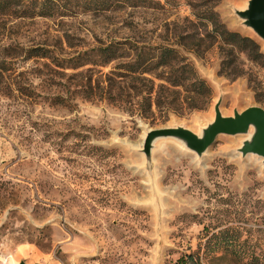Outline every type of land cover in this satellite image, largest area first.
I'll return each mask as SVG.
<instances>
[{
  "label": "rangeland",
  "instance_id": "rangeland-1",
  "mask_svg": "<svg viewBox=\"0 0 264 264\" xmlns=\"http://www.w3.org/2000/svg\"><path fill=\"white\" fill-rule=\"evenodd\" d=\"M246 1L159 0L73 16L0 12V264H177L206 230L231 226L264 252V163L240 155L241 134L219 133L200 157L175 138L155 141L150 165L140 151L149 128L198 133L220 91L225 115L264 109V65L238 50L241 74L220 70L227 49L194 16L213 8L264 54V42L233 20L232 6ZM114 41L123 56L105 62L97 48ZM140 44L175 47L208 82L210 103L188 108L180 92L176 105L140 106V96L127 94L132 79L117 76ZM159 72L139 76L153 98L165 90Z\"/></svg>",
  "mask_w": 264,
  "mask_h": 264
},
{
  "label": "trees",
  "instance_id": "trees-1",
  "mask_svg": "<svg viewBox=\"0 0 264 264\" xmlns=\"http://www.w3.org/2000/svg\"><path fill=\"white\" fill-rule=\"evenodd\" d=\"M159 3V0H0V12L16 14L18 16H73L78 12L102 13L107 10H121L125 7L147 6L150 3ZM153 3V4H154ZM199 24L205 27L211 37L218 40L221 47L227 49L226 54L220 60V70L232 69L233 77L241 74L237 70L236 52L245 51L254 62L264 65V54L258 42L249 35L229 30L220 20L213 8H204L194 15ZM121 44L118 41L107 44L105 47H98L99 55L105 62L122 57L120 54ZM42 49L33 48L31 54L44 56ZM127 53L129 60L123 61L118 66L122 67L117 71V76L132 79L126 83L127 94L131 91L140 96V106L148 109L154 103L155 106L169 104L176 105L182 101L178 94L184 93L186 107L191 109H203L212 99V91L206 79L201 78L193 64L186 57L182 56L173 46L154 45L146 46L140 44L133 46ZM160 69L159 76L163 82L161 86L169 91L171 96L165 95V90H155V98L152 96L153 85L142 81L139 76L146 73H153ZM140 81V82H139ZM126 91V89H125ZM239 226L224 227L217 231H205L202 242L197 249L189 253L181 254L177 264H202L204 260H214L229 257L236 264H264V252L256 249L255 243L249 237H242L239 234Z\"/></svg>",
  "mask_w": 264,
  "mask_h": 264
},
{
  "label": "water",
  "instance_id": "water-1",
  "mask_svg": "<svg viewBox=\"0 0 264 264\" xmlns=\"http://www.w3.org/2000/svg\"><path fill=\"white\" fill-rule=\"evenodd\" d=\"M233 14L239 19L240 25L249 27L254 34L264 42V0H247L242 8L232 6ZM222 91L212 106L213 117L206 122L199 132L181 125L159 126L146 130L142 139L144 158L151 163V150L159 138H175L187 149L200 157L219 133L247 135L241 139L237 151L241 156L255 154L264 163V109L258 104H250L242 110L234 108L231 115H225L220 110ZM19 264H24L20 261Z\"/></svg>",
  "mask_w": 264,
  "mask_h": 264
},
{
  "label": "bare ground",
  "instance_id": "bare-ground-1",
  "mask_svg": "<svg viewBox=\"0 0 264 264\" xmlns=\"http://www.w3.org/2000/svg\"><path fill=\"white\" fill-rule=\"evenodd\" d=\"M235 16V15H234ZM234 21H236V22H238V23H240V21H239V19L238 18H235V19H233ZM233 20H231V22L230 23H232L233 22ZM247 29V31H252L249 27H247L246 28ZM253 32V31H252ZM214 85L215 86H220V88H222L223 89V86H222V84H221V81L219 80V79H214ZM212 115V114H211ZM213 117V116H212ZM212 119V118H211ZM142 136V135H141ZM247 135H242L241 134V138L243 139V138H245ZM159 140H157V142H158ZM156 142V143H157Z\"/></svg>",
  "mask_w": 264,
  "mask_h": 264
}]
</instances>
